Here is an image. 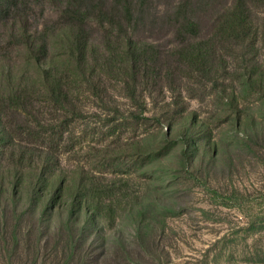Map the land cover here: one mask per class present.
<instances>
[{"label":"rangeland","instance_id":"374dc122","mask_svg":"<svg viewBox=\"0 0 264 264\" xmlns=\"http://www.w3.org/2000/svg\"><path fill=\"white\" fill-rule=\"evenodd\" d=\"M51 9L48 0H0V140L11 137L43 144L56 149L64 164L83 166L95 176L118 180L117 185L124 189L116 197L120 204L117 227L127 236L132 220L148 222L151 238L146 245L159 258L156 264H264V166L256 163L242 144L248 139L246 134L264 137V96L259 88L234 83L235 74L225 82H213L216 75L209 70L203 74L193 66L186 72L188 66L167 56L173 74L162 72L156 82L150 77L144 93L123 98L122 90L111 92L109 88L100 97H93L90 91L78 90L72 95L78 110L72 113L65 107L60 110L52 92L39 88L31 94L34 102L26 114L8 100L11 92L6 74L10 70L20 73L27 65L21 48L6 44L4 30L12 25L8 16L14 11L29 15L34 29L44 23L43 15ZM254 9L264 19V7ZM167 41V45H160L170 53L175 38L170 36ZM47 43V52L54 55V45ZM235 44L228 60L234 57L232 65L238 69L241 55L250 47ZM251 55L250 50L249 64ZM263 55L264 48L259 47L256 56L261 59ZM159 67L160 63L152 65L154 75L160 73ZM36 68L43 69L44 62ZM163 85L168 88L165 93ZM238 92L240 114L246 119L242 127L228 100ZM127 109L135 110V119L111 123L113 117L126 115ZM142 109L148 111L143 113ZM188 111L194 112L192 117L186 115ZM171 114L187 130L167 126L165 116ZM201 120L205 134L200 131ZM66 138H70L69 144L63 143ZM189 140L209 144L207 155L201 148L194 152L197 167L184 166L180 156ZM58 141L62 142L59 149ZM164 141L171 143L162 147ZM5 148L1 145L0 152L7 155L9 148ZM259 150L264 155V148ZM207 161L214 166L209 167ZM0 165L4 164L0 161ZM133 202L142 204V214L131 211ZM155 203L157 206L151 208ZM97 223L106 241H97L90 256L104 260L114 239L111 230ZM16 236L24 241L25 249L5 247L9 250L0 252V264H61L69 258L68 254L56 257L53 241L35 248L34 232ZM160 236L162 240L154 238ZM124 257L122 264H132L133 256L126 253ZM82 258H76V264H84Z\"/></svg>","mask_w":264,"mask_h":264},{"label":"trees","instance_id":"16d2710c","mask_svg":"<svg viewBox=\"0 0 264 264\" xmlns=\"http://www.w3.org/2000/svg\"><path fill=\"white\" fill-rule=\"evenodd\" d=\"M48 2L52 9L44 13L45 21L39 27L31 29L29 15L14 11L8 16L12 25L4 30L6 44L21 48L27 65L20 73L10 70L5 78L12 93L8 100L21 112L27 114L34 102L31 94L39 88L52 92L60 110L65 107L72 113L78 110L76 97L72 95L80 90L90 91L93 97H100L109 88L111 92L122 90L123 98H130L135 92L144 93L150 77L156 82L160 81L162 72L165 76L173 74L168 57L188 66L186 72L192 71L193 66L203 74L209 70L216 75L213 82H225L235 74L234 83L248 89L259 88L264 96V55L261 59L256 56L257 49L264 48V19L254 9L264 7V0ZM170 36L175 41L168 53L160 43L167 45ZM47 42L54 45V55L47 52ZM237 42L249 46L247 52H252L250 64L247 52L241 55L240 69L232 65L234 57L228 60ZM40 61L44 62L43 69L36 68ZM154 63H160L158 75L151 71ZM163 89L164 93L168 90L164 85ZM240 98L238 92L228 100L231 111L236 114L234 118L242 127L246 119L240 114ZM127 111L126 115L113 117L111 123L135 119V110ZM146 111L142 109L143 113ZM193 114L186 113L190 117ZM165 118L170 128L187 130L186 126L178 125L172 114ZM200 123V131L205 134L206 126L202 120ZM246 137L242 141L244 150L251 151L255 162L264 166V155L259 150L264 148L263 135L246 134ZM69 142L70 138H66L63 143ZM186 142V149L180 154L182 162L189 168L197 167L194 152L201 148L207 155L209 144ZM170 143L164 141L161 146ZM59 144L62 147V142L58 141V149ZM1 145L9 151L7 155L0 152V161L4 164L0 165V252L8 251L7 246L22 251L25 243L16 235L34 232L35 248L46 247V243L53 241L56 257L69 255L61 264H76V258L81 257L84 264H122L126 253L133 256L132 264L160 262L146 245L151 238L147 234L148 222L134 217L127 236L118 229L120 217L116 211L120 204L116 197L124 188L117 185L114 177L107 180L83 166L64 164L56 149L40 143L9 137L0 140ZM221 160L224 163V158ZM207 163L209 167L214 166L211 161ZM250 163L248 160L247 165ZM156 206L152 204L151 208ZM142 207V204H130L131 211L137 214L143 213ZM97 222L111 230L114 239L109 251L105 250L107 247L103 249L108 253L103 255L108 261L90 256L97 241L103 244L106 241ZM154 238L163 239L162 236ZM10 251L13 253V249Z\"/></svg>","mask_w":264,"mask_h":264}]
</instances>
